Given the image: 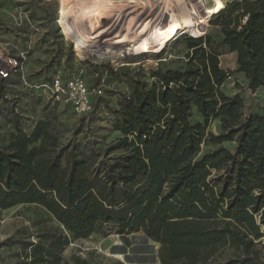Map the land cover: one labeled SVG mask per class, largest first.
<instances>
[{"label":"trees","instance_id":"16d2710c","mask_svg":"<svg viewBox=\"0 0 264 264\" xmlns=\"http://www.w3.org/2000/svg\"><path fill=\"white\" fill-rule=\"evenodd\" d=\"M210 24L220 27L222 41L209 35L185 37V69L155 72L151 85L132 80L131 94L115 111L113 127L121 137L104 154L93 151L106 159L102 175L90 172V158L72 155L69 168L63 166L65 149L57 151L49 120H39L30 133L13 122L15 132L0 146V209L40 205L66 231L46 235L47 245L25 244L35 264H61L71 238H89L112 220L129 221L138 196L154 182L166 188L161 199L173 202L145 227L160 245V264H211L228 248L238 256L225 264H264L258 249L264 243V186L258 188L251 176L264 167V114L245 113L242 96L224 92L231 72L223 69L224 54L218 49L221 45L238 54L236 72L245 76L251 91L264 89V0L228 2ZM102 98H95V111L82 117L99 116ZM50 100L73 111L64 100ZM195 114L202 121L194 122ZM216 119L224 131L220 135L208 130ZM225 142H236L235 150L224 147ZM207 144L219 147L202 154ZM131 148L139 149L145 167L131 169L128 156L109 158ZM202 167L218 173L215 200L229 211L243 212V218L219 219L196 197L180 194Z\"/></svg>","mask_w":264,"mask_h":264},{"label":"rangeland","instance_id":"374dc122","mask_svg":"<svg viewBox=\"0 0 264 264\" xmlns=\"http://www.w3.org/2000/svg\"><path fill=\"white\" fill-rule=\"evenodd\" d=\"M99 1L0 0V70L11 73L7 79L0 76L1 147L9 143L15 132L13 122L19 121L24 130L30 133L39 120L46 119L51 122L52 131L58 137L57 151L65 149L63 166L69 168L72 155L90 158V172L102 175L106 159L95 157L93 151L95 149L104 154L121 137L113 127L118 118L115 111L120 109L123 97L131 94L132 80L151 85L155 72L185 69L188 53L185 37L209 35L216 43H220L223 39L221 29L212 26L210 20L233 0L210 3L178 32L157 39L159 46L143 48L140 45L138 49L142 52H134L133 47L128 46L124 56L116 59L88 56L86 42L77 28L91 24L90 20H96L95 14L101 8ZM135 1L113 0L117 12L113 11L119 12V16L115 19L116 14L107 21L132 26L126 34L130 39H138L143 35L145 38L154 30L160 35L164 29L162 24L165 25L170 11L178 10V5L171 0ZM184 1L191 4L194 0ZM115 29L118 32L123 30L122 27ZM134 30L140 31L139 34L134 36ZM218 49L224 54L222 67L231 72V77L223 87L224 92L230 96L240 94L244 99L245 113L264 114V89L251 91L245 76L236 72V53H230L221 45ZM10 59L20 60L19 70L11 69L8 64ZM79 71H84L90 87L100 84L104 87V108L99 116L89 120L74 113L64 102H51L50 93L44 88L57 74L66 77ZM104 111H108L109 115H104ZM193 121L202 119L195 114ZM208 130L215 135L224 132L219 119L213 120ZM236 145V142L223 144L231 151L235 150ZM218 147L214 144L204 145L202 154ZM125 156L130 157L131 169L145 167V161L137 148L117 150L109 158ZM217 175L216 171L208 167L196 169L180 194L196 197L205 210L219 219L235 221L243 218V212L229 211L215 200L217 188L214 179ZM251 176L258 188L264 186V167ZM165 190V186L154 182L148 191L138 196L140 201L135 205L134 215L129 221L112 220L101 225L89 238H71L70 244L62 252L61 264H160V245L147 236L145 227L155 216H161L168 204L173 203L161 199L160 194ZM48 234L60 235L66 234V231L44 207L32 204L0 209V264H35L25 244L41 242L47 245L44 237ZM258 249L264 260V243ZM120 255H123L126 263L119 258ZM237 256L235 250L224 249L215 255L211 264H225Z\"/></svg>","mask_w":264,"mask_h":264},{"label":"bare ground","instance_id":"6f19581e","mask_svg":"<svg viewBox=\"0 0 264 264\" xmlns=\"http://www.w3.org/2000/svg\"><path fill=\"white\" fill-rule=\"evenodd\" d=\"M171 1L175 2L178 5V10L170 11L169 17L167 18V21H165V25L162 24V26H164V29L163 32L160 33V35L159 34L157 35V33L154 30L153 33L151 34L149 33V35L145 38H143L144 36L143 35L138 39L135 38L130 39L126 34L129 32L132 26H129L122 22L121 23L119 22L121 25H118V22L116 23V21L113 23L107 22L108 19H112L114 15L116 16L117 14V17L115 19H117L119 16L118 14L119 12L116 13L117 11L114 10L113 0H100L99 2L101 8L99 7L100 8L99 12L96 11L97 12L95 14L96 20L95 21L90 20L91 24L87 23L81 27H77L80 36H82L86 42L88 56H93L95 58H101V59H106V58L116 59L124 56L128 46H132L134 52H142L141 50L138 49L140 45H143V48H149L150 46L156 47L159 43L157 39L160 40V37L169 36L170 34H174L178 32L180 29L184 27L186 23L192 21L194 17L199 16V14L202 11H204L210 3L213 4L219 3V0H196V1L194 0L193 2H191V4H186L184 0H171ZM131 2L136 3L135 0H131ZM119 7L120 6H118L117 9H119ZM113 10L116 12H114ZM92 17H94V15ZM92 23L93 26H91ZM161 23L163 22L161 21ZM116 27H122L123 28L122 32H118L117 29H115ZM139 32L140 31L138 30H134L133 32L134 36L139 34ZM112 38L113 40L110 41V39ZM119 258L126 263V260L124 259L123 255H120Z\"/></svg>","mask_w":264,"mask_h":264},{"label":"built area","instance_id":"2783aa9c","mask_svg":"<svg viewBox=\"0 0 264 264\" xmlns=\"http://www.w3.org/2000/svg\"><path fill=\"white\" fill-rule=\"evenodd\" d=\"M8 64L15 71L19 70L21 66L18 59H10ZM10 74L7 70H0V76L4 79L9 78ZM44 88L49 91L52 99L56 101L64 100L72 106L74 113L80 116L93 113L95 111L94 99L103 97L104 94L103 85L93 87L88 85L84 77V71L70 74L67 77L57 74L53 77L52 82L45 85Z\"/></svg>","mask_w":264,"mask_h":264},{"label":"crops","instance_id":"0c3cea01","mask_svg":"<svg viewBox=\"0 0 264 264\" xmlns=\"http://www.w3.org/2000/svg\"><path fill=\"white\" fill-rule=\"evenodd\" d=\"M235 53V52H234ZM236 55H237V59H238V54L236 53ZM223 57V56H222ZM221 63H222V58H221ZM223 69H225V68H223ZM225 70H227V69H225ZM228 71V70H227Z\"/></svg>","mask_w":264,"mask_h":264}]
</instances>
